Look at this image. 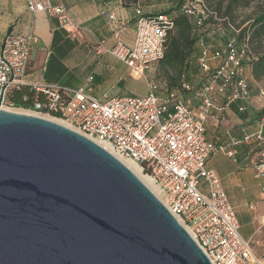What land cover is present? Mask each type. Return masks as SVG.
<instances>
[{
  "label": "built area",
  "instance_id": "1",
  "mask_svg": "<svg viewBox=\"0 0 264 264\" xmlns=\"http://www.w3.org/2000/svg\"><path fill=\"white\" fill-rule=\"evenodd\" d=\"M138 1L132 45L117 42L109 53L129 69L130 77L146 81L148 94L99 102L89 95V88L71 90L30 85L36 93L45 96L46 102L35 100L28 111L64 123L93 142L106 143L116 159L137 164L152 180L159 193L157 199L211 264H264V259L255 255L251 243L240 236L233 209L220 182L207 168L211 157L233 158L237 147L252 143L251 154L255 155L252 167L255 175L264 179V114L257 120L256 130L242 138L227 135L225 141L214 144L204 136L208 116L217 122L227 107L250 97L249 83L242 76L248 46L238 47L236 40L230 39L211 53L200 41L197 65L199 76H205L206 82L202 86L183 82L182 90L190 95L187 99L174 92H163L156 83L147 80L146 73L163 58L167 34L174 22L164 13H144ZM26 10L55 18L62 27L72 25L66 9L50 5L49 0H28ZM180 12L193 20L196 30L203 27L211 15L200 0L185 1ZM109 19L115 20L113 15H109ZM36 42L31 35L5 37L0 54V89L5 87L4 100L9 89L27 86L24 81L27 56ZM59 91L67 95L66 103L60 102ZM260 95L264 98L263 91ZM217 97L223 99L222 107H217ZM199 99L202 101L200 114L196 116L191 101ZM4 100L2 108L6 110ZM44 107L58 113V117L40 113ZM211 109L217 116L209 115ZM238 111L243 112L244 108L239 107ZM261 192L264 200V186Z\"/></svg>",
  "mask_w": 264,
  "mask_h": 264
},
{
  "label": "water",
  "instance_id": "2",
  "mask_svg": "<svg viewBox=\"0 0 264 264\" xmlns=\"http://www.w3.org/2000/svg\"><path fill=\"white\" fill-rule=\"evenodd\" d=\"M4 91L0 264H211L118 159L68 127L4 110Z\"/></svg>",
  "mask_w": 264,
  "mask_h": 264
},
{
  "label": "crops",
  "instance_id": "3",
  "mask_svg": "<svg viewBox=\"0 0 264 264\" xmlns=\"http://www.w3.org/2000/svg\"><path fill=\"white\" fill-rule=\"evenodd\" d=\"M28 0H0V54L7 35H31L37 39L29 51L26 61L24 81L27 86L60 87L71 90L91 89L89 95L105 102L113 98L135 97L138 82L133 79L129 69L109 51L117 42L132 45L135 30V7L137 0H49L52 6H63L72 25L62 27L55 18L44 13H29ZM144 13H155L152 0H139ZM113 15L114 21L109 19ZM225 42V41H224ZM217 45L214 41V48ZM212 67L214 62H210ZM242 76L250 86V97L237 101L227 107L222 118L213 122L208 116L204 123L205 139L214 144L222 143L227 135L242 138L256 130L257 120L264 114L263 91L253 81L250 69L243 67ZM91 78V81H89ZM199 85L202 80L196 77ZM162 89V85H159ZM148 94L145 84V96ZM185 94L184 98H189ZM201 100H192L194 115L199 116ZM217 107L224 101L217 97ZM239 107L244 111L239 112ZM209 115H216L214 109ZM253 144L236 148V155L228 158L215 155L208 160L207 168L217 176L230 206L233 209L240 236L252 243L263 227L264 200L261 192L264 179L255 175L251 154ZM203 189V185L200 186Z\"/></svg>",
  "mask_w": 264,
  "mask_h": 264
},
{
  "label": "trees",
  "instance_id": "4",
  "mask_svg": "<svg viewBox=\"0 0 264 264\" xmlns=\"http://www.w3.org/2000/svg\"><path fill=\"white\" fill-rule=\"evenodd\" d=\"M174 7H170L165 12L169 15L174 27L168 32L165 44L163 58L155 63L158 73L156 78L162 81L161 91L174 92L184 98L185 94L181 88L183 82L194 84L193 79L199 77L202 86L206 82L205 76H199L197 65L200 56L199 42L202 41L211 53L219 50L228 40L235 39L237 46L244 44L248 46V60L243 63L250 69V75L253 81L260 82L264 79V0H200L204 6L211 12L210 17L204 23L203 27L196 30L193 20L180 12V8L187 0H173ZM254 3L255 10L252 17H249L244 28L236 25V11L242 8H249ZM223 20L227 26H235L239 30L237 36L226 38L221 47L215 49L208 40L209 21ZM213 41V39H211ZM193 59V61H192ZM153 65V66H154ZM155 83V82H154ZM156 83V84H157ZM157 84V85H158ZM197 85V84H196ZM60 102L66 103L67 95L59 91ZM45 103L46 98L41 93H36L30 86L11 88L5 95L4 105L12 108H21L29 110L33 108L34 101ZM42 114H48L51 117H58V113L48 111L46 107L39 111Z\"/></svg>",
  "mask_w": 264,
  "mask_h": 264
},
{
  "label": "rangeland",
  "instance_id": "5",
  "mask_svg": "<svg viewBox=\"0 0 264 264\" xmlns=\"http://www.w3.org/2000/svg\"><path fill=\"white\" fill-rule=\"evenodd\" d=\"M260 1H262V0H258V2H260ZM173 2H174L173 0H152V3L154 5L153 10H155V13H157V12L161 11L163 8L166 9V7H168V8L174 7L172 4ZM254 5L255 4L252 3L249 8H242V9H239L236 11V13H235L236 17H237L236 18V25H239L240 28L246 27V25H247L246 20L249 17H252L253 12L255 10ZM222 21L223 20H221V19L219 20V18H218L217 21H215V20L211 21L210 20L208 23L207 35H208V40L210 41L211 45H214V41L216 42L217 45H222L226 38H232L233 36L238 35L239 30H236L235 26L229 27L225 24V22H222ZM211 39H213V41H211ZM262 47H264V45H262ZM192 61H193V59H192ZM157 73H158L157 65L152 66L150 68V70L146 73L147 80L153 81L155 83L158 82L159 84H162V81H159L158 78H156ZM193 81L196 83V82H198V79H193ZM145 84L146 83L144 81L138 82L136 89L134 91L135 97H141L142 95H144ZM257 85L259 87H261L263 89V92H264V79L260 82H257ZM6 108H7L6 110H8V111L11 110V112L19 110V111H26L30 115L39 116V115H36L35 113H32V111L24 110L21 108H12V107H7V106H6ZM42 118L53 119V118H46V117H42ZM262 223L264 224V218L262 219ZM251 248L254 251L255 255L259 259H264V226L260 227V230L258 231L255 238L253 239V242L251 243Z\"/></svg>",
  "mask_w": 264,
  "mask_h": 264
},
{
  "label": "bare ground",
  "instance_id": "6",
  "mask_svg": "<svg viewBox=\"0 0 264 264\" xmlns=\"http://www.w3.org/2000/svg\"><path fill=\"white\" fill-rule=\"evenodd\" d=\"M11 111V110H9ZM16 113H23V114H28V112L26 111H19V110H16L14 111ZM50 121H53L55 123H58V124H61L65 127H68L66 124L64 123H61L57 120H54V119H49ZM94 143H96L98 146H100L101 148H103L105 151H107L108 153H110L111 155H113L112 153V150L110 149V147L106 144V143H103L101 141H98V140H94ZM123 165L126 169H128L156 198L159 199V193L157 191V189L155 188V186L153 185V182L152 180L147 176L145 175L142 171H141V168L133 163L132 161L130 160H127V159H121V158H117Z\"/></svg>",
  "mask_w": 264,
  "mask_h": 264
}]
</instances>
